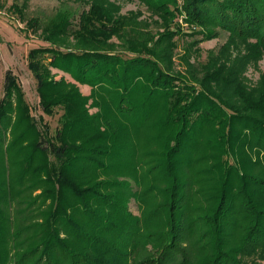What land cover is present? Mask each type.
I'll return each instance as SVG.
<instances>
[{"label":"trees","instance_id":"16d2710c","mask_svg":"<svg viewBox=\"0 0 264 264\" xmlns=\"http://www.w3.org/2000/svg\"><path fill=\"white\" fill-rule=\"evenodd\" d=\"M137 1L166 29L157 39L138 14L92 0L79 31L66 15L46 28L50 47L30 52L44 112L64 111L54 136L6 73L0 264H264V74L256 86L244 76L264 56V0H183L200 36L186 72L173 61L176 0ZM220 30L230 52L193 65Z\"/></svg>","mask_w":264,"mask_h":264},{"label":"rangeland","instance_id":"374dc122","mask_svg":"<svg viewBox=\"0 0 264 264\" xmlns=\"http://www.w3.org/2000/svg\"><path fill=\"white\" fill-rule=\"evenodd\" d=\"M108 1L116 3L120 7L121 12L119 15L121 16L138 14V21L146 22L145 26H141V29H144L156 39L159 33L166 31L161 26L159 17L152 16L148 7L141 2L137 0ZM176 2L179 11L176 12L175 25H172L171 30L176 32L173 42L178 45V48L174 53L173 61L176 71L186 72V65L183 60L185 50L189 45L197 44V42L193 41L199 40L200 36H198V33L192 34L194 29H191L186 22V14L183 11V0H176ZM91 6L92 0H0V101L5 95V75L8 71H12L18 80V86L23 93L24 101L29 106L31 118L34 119L39 130H44L45 126H50V132L53 136L61 127L60 119L64 111L58 108L53 116L44 112L41 106L38 82L29 68V54L34 49L50 47V43L46 39L49 35L46 33V28L58 24L66 15H71L72 17L71 29L79 31L81 28V16L84 13H88ZM34 22L36 23L35 25H33ZM137 23L136 21L133 25L135 26ZM141 29H138L140 33ZM132 30L136 31L135 28H132ZM177 32L182 33L177 35ZM130 35V39L136 38V35ZM228 39L229 33L220 30L218 38L202 43L198 42L199 45L192 49V64L196 66L198 64H205L209 60V57L213 55L221 57L224 54L226 56L230 52L226 46L229 43ZM72 40L61 42L64 46L63 48L74 46L75 42ZM112 42L116 44V49H118L119 53L126 52V54H130L124 48L126 46L124 41L113 38ZM233 52L234 54L229 56L233 61L237 60L240 56L246 58L249 54L247 48L243 46L240 49L233 50ZM52 71L57 74L56 81L58 84L62 78L68 82L77 84L69 74L56 69H52ZM263 74L264 56L256 66L253 64L249 65L244 76L250 86H256ZM79 87L83 96L89 97L91 95L92 90L90 87L84 85H79ZM96 111L97 109H90L92 114L96 113ZM40 193V191L36 192V194ZM129 207L135 215L140 214L139 206L135 200L130 202Z\"/></svg>","mask_w":264,"mask_h":264}]
</instances>
